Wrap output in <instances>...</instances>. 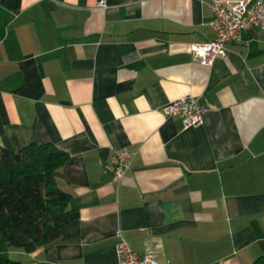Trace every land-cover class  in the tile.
<instances>
[{"label": "crops", "instance_id": "obj_1", "mask_svg": "<svg viewBox=\"0 0 264 264\" xmlns=\"http://www.w3.org/2000/svg\"><path fill=\"white\" fill-rule=\"evenodd\" d=\"M211 0H0V146L50 143L77 217L8 255L25 264H117L119 237L158 264L264 259V29L201 64ZM207 107L184 127L164 107ZM115 150L132 159L116 180Z\"/></svg>", "mask_w": 264, "mask_h": 264}, {"label": "trees", "instance_id": "obj_2", "mask_svg": "<svg viewBox=\"0 0 264 264\" xmlns=\"http://www.w3.org/2000/svg\"><path fill=\"white\" fill-rule=\"evenodd\" d=\"M67 160V153L50 143H30L18 151L0 146V264H25L8 251L32 252L77 217L55 181Z\"/></svg>", "mask_w": 264, "mask_h": 264}, {"label": "built area", "instance_id": "obj_3", "mask_svg": "<svg viewBox=\"0 0 264 264\" xmlns=\"http://www.w3.org/2000/svg\"><path fill=\"white\" fill-rule=\"evenodd\" d=\"M96 7L105 9L107 0H97ZM211 19L208 25L215 37L202 43L191 45L194 57L204 65H209L217 57L226 53V45L241 41L243 31L264 29V0H211ZM167 116L177 115L184 127L196 126L203 122L207 107L198 99L182 97L164 107ZM131 155L125 150H115L105 165L114 178L120 180L130 166ZM117 264H158L150 253L134 251L125 239L119 237L116 244Z\"/></svg>", "mask_w": 264, "mask_h": 264}, {"label": "rangeland", "instance_id": "obj_4", "mask_svg": "<svg viewBox=\"0 0 264 264\" xmlns=\"http://www.w3.org/2000/svg\"><path fill=\"white\" fill-rule=\"evenodd\" d=\"M10 258H12L11 256H14V255H8ZM13 259V258H12ZM14 260H16V259H14Z\"/></svg>", "mask_w": 264, "mask_h": 264}]
</instances>
